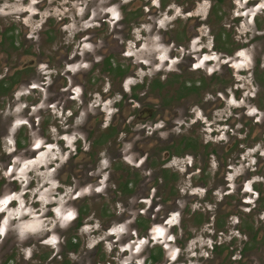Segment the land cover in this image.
<instances>
[{"label":"flooded vegetation","instance_id":"flooded-vegetation-1","mask_svg":"<svg viewBox=\"0 0 264 264\" xmlns=\"http://www.w3.org/2000/svg\"><path fill=\"white\" fill-rule=\"evenodd\" d=\"M17 1L33 12L29 24L20 13L14 28L0 33V228L9 220L32 219L36 225L54 220L46 231L78 234L90 225L91 233H106L110 244L126 247L130 255L145 245L142 264L186 261L179 252L197 229L207 228L211 251L232 254L238 247L232 264L259 257L262 120L258 124L237 108L220 113L224 102L218 93L201 99L214 105L216 95L221 100L215 108L203 109L193 98L183 107L186 95L199 89L178 86V69L197 70L198 61L212 62L201 60L205 55L222 50L211 21L222 0H96L92 9L86 5L90 0ZM204 1L208 10L197 19L201 15L194 11ZM174 72L177 86L168 76ZM179 132L208 138L186 135L178 141ZM111 144L115 151H109ZM243 165L255 166L256 174L234 185L229 177ZM184 176L197 184L184 189ZM197 189L200 199L183 198ZM106 196L111 199L102 201ZM194 200L200 209L189 206ZM245 205L263 226L247 224ZM91 211L96 219L85 220ZM103 217H110L108 225ZM214 234L224 241L218 243ZM75 239L61 241L67 253H77ZM104 243L94 252L104 253Z\"/></svg>","mask_w":264,"mask_h":264},{"label":"rangeland","instance_id":"rangeland-1","mask_svg":"<svg viewBox=\"0 0 264 264\" xmlns=\"http://www.w3.org/2000/svg\"><path fill=\"white\" fill-rule=\"evenodd\" d=\"M93 3H96V0H90L86 5L91 8ZM204 3L205 4L199 3L198 9L196 8L194 11L195 15H201L197 19L202 18L208 10V2L204 1ZM254 7L256 8L252 11ZM27 12L28 15L26 14ZM32 12L33 10L29 8L27 9L26 6L21 7L17 0H0V33L3 30H9L10 25H12L11 28L13 29L15 23H18L17 20L20 18V13L24 14L23 23L29 24L31 22ZM92 12L94 13V10ZM211 21L213 22V33L215 36L220 35L221 44H223V46H221L222 50L218 51V53L211 57L205 55L201 60L211 59L212 62L199 63L198 61L197 66L195 65V67H198L197 70H194L193 67H191L185 72L180 73L181 71L178 69V86H182L186 83L185 86L192 85L199 89L186 95L187 101L182 106L190 107V103L192 102L191 99L193 98L194 100L196 99V103L203 105V109L209 107L215 108V104L221 100L218 99L216 95L215 100L218 101L214 102V105H206V102H201V99L208 97V92L211 94L218 93L217 95L221 96L223 100L221 103L224 102V105L220 108V113L228 115L232 108L240 109L242 112L239 113L243 115L248 111L246 114L248 116L250 114L254 115L258 124H260V120H262L261 123L263 128L264 0H222L220 5L215 8V14L211 17ZM184 26L185 22L181 24L182 28ZM202 27L203 29H201L200 32L205 34L206 27ZM179 34L180 32H178V37ZM142 39L144 40V38ZM202 46L203 44L199 43L197 48ZM204 46L209 48L210 41H208L207 44H204ZM207 54L211 55L209 53ZM173 74H175V72L168 73V76L171 77L170 79L173 86H177ZM80 75L82 76V74H79V76ZM210 75H212L211 78L208 77ZM230 105H232V107ZM188 108H182V110H187ZM213 119L216 120L219 118L213 116ZM253 124V119L247 120L245 127L251 129ZM235 125L237 127L236 122ZM186 135H199L201 139L206 141L208 138L205 139L203 135L199 134V132L187 134L179 132L178 141L181 137H185ZM174 140L175 135L173 136V141ZM108 146L110 152L115 151L113 144ZM216 146L218 147V152L222 151L220 145ZM262 159L264 162V158ZM254 168L255 166L253 165H250L249 167H246L245 165L238 166L236 170L233 171L235 174H232L229 178L232 180V183L236 185L238 184L237 180L240 181L241 179L242 181L246 175L250 174L252 176L256 174V172H252ZM238 174H241L240 178L236 177ZM258 176H262L264 179V170L260 169ZM213 181L216 182V179L214 178ZM189 184L193 186L197 183L190 180L188 176H184L180 185L184 189H187ZM197 190L198 191H193L196 195H184L183 198L186 199L196 196V198L200 199L202 196V190ZM236 191L237 188H234L235 193ZM233 197L234 198L231 199L232 202L236 199V195H233ZM108 199H111L110 196L102 198V201L106 202ZM247 201L251 202L250 200ZM92 203L95 205L98 203V200H93ZM92 203L89 205V210L92 208ZM251 204L252 203H250V205ZM131 205H133V202ZM227 205L230 206V203H227ZM189 206L193 209H200V206H198V203H195V200ZM248 206L249 205H245L241 209L242 212L244 210L243 214L245 213V216H243L247 218V224L249 225V222L255 223L258 221V218L255 216L254 212L248 210ZM211 210H214L213 207H211ZM220 210V212L225 213V209L220 208ZM229 210L230 209L226 210V212L228 213ZM210 212L211 211H209V213ZM10 213H12V211H10ZM128 213L131 214V216H136L137 214L136 209L134 208L133 210L130 208ZM13 214H17V211H14ZM96 217L97 213L92 212L85 220L92 221V218L96 219ZM12 220H15V218ZM52 221H41L40 224L36 225L37 223L33 222L32 219L19 220L16 222L9 220L5 225L2 224V227L0 228V264H64V261L66 260H68V264H142V260L146 256L148 248H145V245H140L137 251L133 253L134 255H130L131 252L129 253L126 247H118L117 243L110 244V238L106 233L101 234V232H98L97 235L91 233V230L89 229L90 225H86L85 228H83L84 230L79 231L78 234H73L72 232L66 234L64 232H59L58 229L52 234L50 230H45L46 228H50L53 223ZM110 221V217H103L101 219V222H105L106 225H108ZM120 221L125 222V219H121ZM105 223L103 226H106ZM95 224L98 223L96 222ZM191 224L192 223H190V225ZM72 225L73 223H71V227ZM261 225L263 226L262 222ZM95 229L97 230L98 227L95 226ZM197 230V234L191 239L187 249L182 250L178 254L179 259L187 260L179 262L178 264H232L234 261L230 258H234L235 260L239 259L238 247L236 251L232 252V254L231 251L227 253L225 249L211 251L210 248L212 245L206 240L207 228H199ZM166 235L168 234L166 233ZM70 237L76 238L73 242H79L76 251L77 253L75 254H71V252L67 253V249L61 242L62 240L66 241V239ZM214 237L218 243H222L225 239L223 235L219 234H214ZM100 241H105L103 244V249L105 250L104 253L99 249H97L96 252L93 250V248L97 246L96 244L101 245ZM169 247L168 252H170L171 255H174L173 253L176 252V250H174L172 246ZM258 253L257 256L259 257L257 258L256 255H251V260H249L250 264H264V250L262 249ZM9 260L10 262L8 263ZM168 263L169 262L167 261V264ZM172 264L177 263L173 262Z\"/></svg>","mask_w":264,"mask_h":264}]
</instances>
